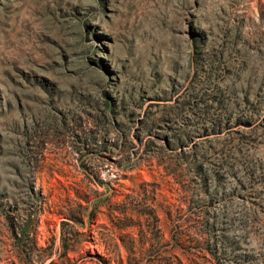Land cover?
Masks as SVG:
<instances>
[{
    "label": "rangeland",
    "instance_id": "rangeland-1",
    "mask_svg": "<svg viewBox=\"0 0 264 264\" xmlns=\"http://www.w3.org/2000/svg\"><path fill=\"white\" fill-rule=\"evenodd\" d=\"M0 264H264V0H0Z\"/></svg>",
    "mask_w": 264,
    "mask_h": 264
},
{
    "label": "trees",
    "instance_id": "trees-1",
    "mask_svg": "<svg viewBox=\"0 0 264 264\" xmlns=\"http://www.w3.org/2000/svg\"><path fill=\"white\" fill-rule=\"evenodd\" d=\"M24 233H25V231H24Z\"/></svg>",
    "mask_w": 264,
    "mask_h": 264
}]
</instances>
